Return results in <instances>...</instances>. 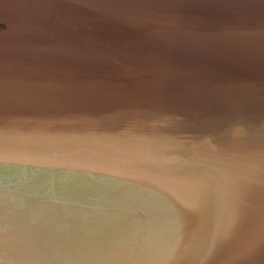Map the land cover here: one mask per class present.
I'll return each mask as SVG.
<instances>
[{"label":"water","instance_id":"obj_1","mask_svg":"<svg viewBox=\"0 0 264 264\" xmlns=\"http://www.w3.org/2000/svg\"><path fill=\"white\" fill-rule=\"evenodd\" d=\"M0 264H264V0H0Z\"/></svg>","mask_w":264,"mask_h":264}]
</instances>
